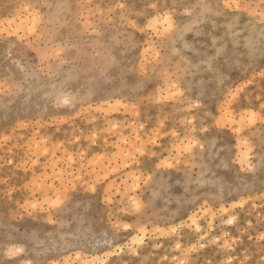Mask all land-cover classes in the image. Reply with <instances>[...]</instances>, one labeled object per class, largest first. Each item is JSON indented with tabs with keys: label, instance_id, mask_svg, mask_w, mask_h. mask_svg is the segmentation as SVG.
Instances as JSON below:
<instances>
[{
	"label": "clouds",
	"instance_id": "obj_1",
	"mask_svg": "<svg viewBox=\"0 0 264 264\" xmlns=\"http://www.w3.org/2000/svg\"><path fill=\"white\" fill-rule=\"evenodd\" d=\"M0 264H264V0H0Z\"/></svg>",
	"mask_w": 264,
	"mask_h": 264
}]
</instances>
